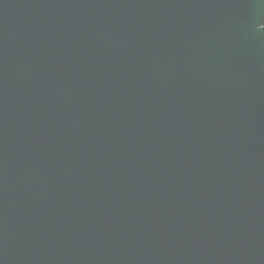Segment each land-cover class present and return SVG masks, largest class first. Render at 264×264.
I'll use <instances>...</instances> for the list:
<instances>
[{"label": "water", "instance_id": "obj_1", "mask_svg": "<svg viewBox=\"0 0 264 264\" xmlns=\"http://www.w3.org/2000/svg\"><path fill=\"white\" fill-rule=\"evenodd\" d=\"M0 264H264V0H0Z\"/></svg>", "mask_w": 264, "mask_h": 264}]
</instances>
